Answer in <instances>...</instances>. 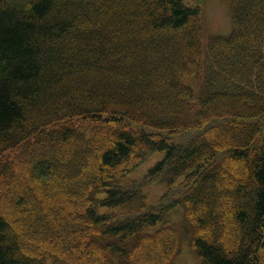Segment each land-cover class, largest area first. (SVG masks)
<instances>
[{
  "label": "trees",
  "instance_id": "trees-1",
  "mask_svg": "<svg viewBox=\"0 0 264 264\" xmlns=\"http://www.w3.org/2000/svg\"><path fill=\"white\" fill-rule=\"evenodd\" d=\"M73 1L0 0V264H172L178 223L198 264H264V0L208 38L198 0Z\"/></svg>",
  "mask_w": 264,
  "mask_h": 264
},
{
  "label": "rangeland",
  "instance_id": "rangeland-1",
  "mask_svg": "<svg viewBox=\"0 0 264 264\" xmlns=\"http://www.w3.org/2000/svg\"><path fill=\"white\" fill-rule=\"evenodd\" d=\"M94 1L96 3H98L99 0H91ZM154 3V0H152ZM190 1V0H189ZM202 1V9H203V26H204V31L206 35H221V36H227L231 33L232 31V21H231V16H230V12L228 10V6L227 4L223 1V0H201ZM86 2V0H74L72 4H74L75 7H83L82 3ZM135 6H139V7H147L146 4L141 3V0H135L134 2H131L128 4V8H132ZM77 10V8L73 9L72 11ZM71 13V12H70ZM70 13H67L70 14ZM156 13L159 14L160 10L157 9ZM113 16H117L119 15L118 11H114ZM111 22H113V24H118L119 20L117 19V21L115 19L112 18ZM144 22V19H140L139 23ZM250 23V22H249ZM112 25V24H111ZM249 25V24H248ZM108 25L106 24H96L95 26L88 28L84 31V33L87 34H91L94 31H101L105 28H107ZM190 29V28H189ZM80 33H69L68 35H66L64 37V39L66 38H73L74 36L79 35ZM94 44L99 45V41L94 40ZM160 91V89H159ZM102 141H104L105 139H101ZM101 141V142H102ZM162 154L161 153H157L155 154L153 157H151L148 161L144 162L141 166H139L136 171H134L131 174H134L135 177H138L137 175L140 174L139 171H145L148 167L152 166L155 162V158H161ZM13 182H15V188H19L20 191L23 190L25 187L28 186V180H27V174L23 171H19V173H15L13 179ZM59 186L60 187H67V184L65 182L60 181L59 182ZM11 185V184H10ZM69 185V184H68ZM3 185H0V193H7L5 190L2 189ZM12 186V185H11ZM13 187V186H12ZM16 188V189H17ZM14 191V190H13ZM162 188L159 186H150L147 188V193L149 194L150 198L155 200L158 199V195L161 194L162 192ZM55 194L57 193V190H52L51 194ZM2 205V203H1ZM39 206V205H38ZM54 209V208H51ZM41 209H39V211L35 214V217L32 219H27L25 222V229L27 228H31L34 232L36 233H47V232H57L58 229H52L49 225H47L46 222L42 221L40 219L41 217ZM62 224L60 225V229H65V225H67L65 223V218H63L62 220ZM11 239H14V237L11 236ZM16 241V240H15ZM184 240L181 238L180 239V247L182 246V243ZM184 249H185V254L183 253L182 256H180V254L178 256V258H176V260L174 261L175 264H194L197 262L198 258L195 256L193 258V251L188 247V245L186 243H184ZM17 254L19 255H23V251L16 249ZM176 257V256H175ZM158 262V253H151L149 251H145L142 254L141 257V263H148V264H157ZM82 264H101L99 260L96 259H91L89 261H84Z\"/></svg>",
  "mask_w": 264,
  "mask_h": 264
}]
</instances>
